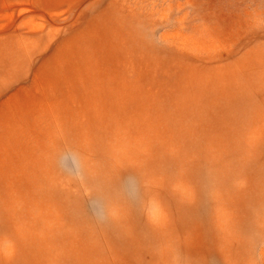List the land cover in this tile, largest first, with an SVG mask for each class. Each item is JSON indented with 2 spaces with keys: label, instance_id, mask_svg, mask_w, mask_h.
I'll list each match as a JSON object with an SVG mask.
<instances>
[{
  "label": "rangeland",
  "instance_id": "rangeland-1",
  "mask_svg": "<svg viewBox=\"0 0 264 264\" xmlns=\"http://www.w3.org/2000/svg\"><path fill=\"white\" fill-rule=\"evenodd\" d=\"M0 264H264V0H0Z\"/></svg>",
  "mask_w": 264,
  "mask_h": 264
},
{
  "label": "clouds",
  "instance_id": "clouds-1",
  "mask_svg": "<svg viewBox=\"0 0 264 264\" xmlns=\"http://www.w3.org/2000/svg\"><path fill=\"white\" fill-rule=\"evenodd\" d=\"M4 251H5V254L8 255L11 253V245L10 244H5V247H4Z\"/></svg>",
  "mask_w": 264,
  "mask_h": 264
}]
</instances>
